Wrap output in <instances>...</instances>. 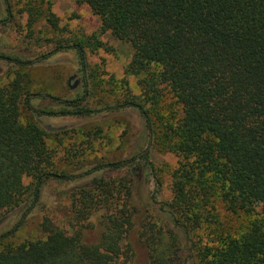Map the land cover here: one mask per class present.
<instances>
[{"label":"trees","instance_id":"obj_1","mask_svg":"<svg viewBox=\"0 0 264 264\" xmlns=\"http://www.w3.org/2000/svg\"><path fill=\"white\" fill-rule=\"evenodd\" d=\"M78 1L98 16L102 31L130 45L128 70L138 79L139 93L95 110L85 106L86 89L72 100L23 95L27 81L20 73L0 86V212L32 199L15 225L0 234V244L22 226L47 180L130 167L128 179L100 178L72 196L77 221L103 211L97 242H84L80 227L68 233L45 217V237L0 248V264H128L127 238L136 226L130 184L141 173L132 164L138 157L149 163L144 151L79 174L52 170L45 134L36 122L20 119L21 106L40 116L135 108L149 146L178 157L165 204L169 220L148 215L136 228L149 264H264V0ZM50 24L55 28L56 20ZM92 38H76L49 54L75 49L84 67ZM0 58L18 66L31 63ZM37 96L72 110L36 108L31 99Z\"/></svg>","mask_w":264,"mask_h":264},{"label":"rangeland","instance_id":"obj_2","mask_svg":"<svg viewBox=\"0 0 264 264\" xmlns=\"http://www.w3.org/2000/svg\"><path fill=\"white\" fill-rule=\"evenodd\" d=\"M52 18L56 20L55 28L50 24ZM76 38H92V43L85 47L84 67L75 49L59 48L49 54ZM45 54L49 55L45 57ZM131 54L130 45L109 31H102L98 16L78 0H0V56L31 62L18 66L0 58V86L20 73L27 81L23 95L46 94L72 100L86 89L87 108L113 107L122 103L128 92L139 93L138 79L128 70ZM31 100L32 105L40 109L72 110L50 97L37 96ZM57 114L40 116L21 106L20 119L36 122L45 134L53 155L52 170L79 174L98 164L129 159L148 151L151 166L140 157L132 164L139 166L141 173L140 177L132 178L130 184L136 226L128 235L127 243L131 247L128 264H149L147 249L138 239L136 228L148 215L157 221L169 220L165 204L172 196L171 173L177 167L178 157L149 146L144 119L135 108L105 110L87 116ZM128 170L130 167L106 168L73 180H47L39 201L28 211L22 226L3 240L0 248L44 238L41 223L45 217L68 233L80 227L84 242H97L103 211L92 210L86 219L77 221L72 196L81 190H90L100 178L106 181L128 179ZM23 182L29 185L31 179L24 177ZM31 203L29 197L19 206L0 212V234L12 228ZM254 207L260 208L258 196L254 198Z\"/></svg>","mask_w":264,"mask_h":264}]
</instances>
